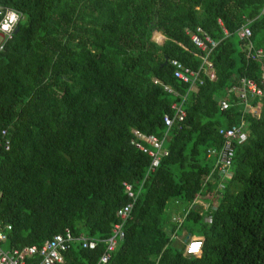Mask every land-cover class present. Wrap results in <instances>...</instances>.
<instances>
[{
    "label": "trees",
    "instance_id": "1",
    "mask_svg": "<svg viewBox=\"0 0 264 264\" xmlns=\"http://www.w3.org/2000/svg\"><path fill=\"white\" fill-rule=\"evenodd\" d=\"M263 2L0 0V17L5 8L20 13L0 49V130L10 142L0 149V219L10 223L3 246L39 245L65 226L107 237L115 209L129 200L126 181L138 193L104 264H264V98L257 114L231 98L225 109L218 104L239 76L258 75V62L242 48L235 54L232 38L248 19L252 41L264 43ZM196 26L218 41L209 55L217 77L186 92L170 59L199 65L185 31ZM162 84L186 92L183 120L168 128L162 117L181 97ZM240 116L247 137L234 147L215 206L205 215L185 209L212 165L205 149L220 143L217 128ZM131 128L165 134L167 154L148 173L150 156L130 143ZM169 200L178 204L167 209ZM182 229L202 236L198 256L173 243ZM103 247L73 240L55 264H94Z\"/></svg>",
    "mask_w": 264,
    "mask_h": 264
},
{
    "label": "built area",
    "instance_id": "2",
    "mask_svg": "<svg viewBox=\"0 0 264 264\" xmlns=\"http://www.w3.org/2000/svg\"><path fill=\"white\" fill-rule=\"evenodd\" d=\"M17 14V20L12 23L8 21L10 13ZM260 13L264 14V2ZM20 17V13L11 8H5L0 17V49L4 42L11 38L15 25ZM217 22L221 25V21L217 18ZM249 20L245 19L234 31L237 39L242 43V51L245 58L258 62V75L239 76L237 81L226 88V92L219 97L218 104L220 109H225L229 105V99L242 103V112H251L257 114L259 111L260 100L264 98V43L255 45L251 39V31L248 25ZM8 23L9 28L4 29L3 24ZM189 35V39L195 46L197 51L193 53L200 59L196 68H190L177 59H170L172 66V75L187 84L186 92L196 90L197 85L201 84L204 78L214 80L217 77L214 64L209 58L210 53L217 44V40L212 38L200 26H196L192 30L185 29ZM224 34L228 32L222 27ZM153 34V33H152ZM157 43L156 39H153ZM163 40V35L161 34ZM153 81H158L153 79ZM163 89L173 96H180L179 101H172L170 108L172 114L165 113L162 117L164 125L168 128L174 122H180L185 115L182 101L185 93L177 91L175 88L162 84ZM255 100L254 103L251 101ZM242 115V114H241ZM132 138L130 143L142 152L150 156V162L147 173L153 170L162 156L167 154V149L163 145L165 134L157 137L152 133H144L136 128L130 129ZM217 133L220 136V143L217 146H208L205 149V155L211 159L212 165L208 172L201 176L200 188L196 190L187 203L185 209L196 207L200 209V213L206 212L209 207H214L218 197L224 188V183L231 176V162L234 155V147L245 141L247 137L246 123L242 116L238 121L226 126H219ZM9 137L6 128L0 130V149L9 148ZM146 173V174H147ZM208 184L214 185L211 189H207ZM123 188L129 200L118 206L114 211L115 221L111 223L110 234L105 238L88 237L84 234L77 236L71 233L69 227L65 226L61 231L53 233L49 238L44 239L39 245L29 244L21 247H4L7 231L10 229V223L0 219V264H55L63 260V252L69 247V244L76 240L82 247L95 248L98 242L102 241L104 247L94 264H104L110 257L112 251L123 238V224L130 217V210L138 191L134 190L129 182H122ZM210 194V196L208 195ZM213 197L215 198L213 200ZM174 204L178 201L174 200ZM179 213V212H178ZM175 213L173 220L180 223L184 214L177 218ZM205 215V213H204ZM176 236L173 233L172 240ZM202 236L199 234L189 235L184 241L182 255L198 256L201 251Z\"/></svg>",
    "mask_w": 264,
    "mask_h": 264
},
{
    "label": "rangeland",
    "instance_id": "3",
    "mask_svg": "<svg viewBox=\"0 0 264 264\" xmlns=\"http://www.w3.org/2000/svg\"><path fill=\"white\" fill-rule=\"evenodd\" d=\"M154 31V30H153ZM152 31V33H151V37L153 38V39H156V40H158V41H162V39L161 38H159V39H157V38H155V36H154V32ZM232 40H233V47H234V53L236 54V52H237V50H240L241 49V45H240V43L237 41V39L235 38V37H233L232 38ZM209 196H210V194H208ZM215 198L213 197V200H214ZM173 205V200H169L167 203H166V207H167V209L169 208V207H171ZM181 207H179L178 209H173V212L174 213H176L177 212V218H179L180 217V212H181ZM179 212V213H178ZM176 222H178L177 220H176ZM187 233H186V231H185V229H182L181 230V232L179 233V234H176V236L174 237V241H173V243L176 245V246H179L180 244H182V242H184V237H185V235H186ZM5 247V246H4Z\"/></svg>",
    "mask_w": 264,
    "mask_h": 264
},
{
    "label": "clouds",
    "instance_id": "4",
    "mask_svg": "<svg viewBox=\"0 0 264 264\" xmlns=\"http://www.w3.org/2000/svg\"><path fill=\"white\" fill-rule=\"evenodd\" d=\"M17 20V14L16 13H10L9 16H8V21L14 23L15 21ZM2 27L4 29H8L9 28V24L8 23H5L2 25Z\"/></svg>",
    "mask_w": 264,
    "mask_h": 264
},
{
    "label": "water",
    "instance_id": "5",
    "mask_svg": "<svg viewBox=\"0 0 264 264\" xmlns=\"http://www.w3.org/2000/svg\"><path fill=\"white\" fill-rule=\"evenodd\" d=\"M17 30V27H15L14 31ZM189 234H186L185 237H184V241L188 238Z\"/></svg>",
    "mask_w": 264,
    "mask_h": 264
},
{
    "label": "bare ground",
    "instance_id": "6",
    "mask_svg": "<svg viewBox=\"0 0 264 264\" xmlns=\"http://www.w3.org/2000/svg\"><path fill=\"white\" fill-rule=\"evenodd\" d=\"M156 33H159V32H157V31H156V32H154V36H155V34H156ZM159 34H160V33H159Z\"/></svg>",
    "mask_w": 264,
    "mask_h": 264
},
{
    "label": "crops",
    "instance_id": "7",
    "mask_svg": "<svg viewBox=\"0 0 264 264\" xmlns=\"http://www.w3.org/2000/svg\"><path fill=\"white\" fill-rule=\"evenodd\" d=\"M154 31L156 32V30H154ZM154 31H153V32H154ZM157 32H159V31H157ZM159 33H160V32H159ZM160 34H161V33H160Z\"/></svg>",
    "mask_w": 264,
    "mask_h": 264
}]
</instances>
